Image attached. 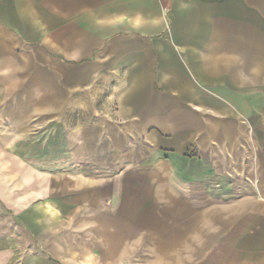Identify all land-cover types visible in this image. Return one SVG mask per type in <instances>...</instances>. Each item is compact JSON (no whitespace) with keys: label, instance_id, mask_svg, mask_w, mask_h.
<instances>
[{"label":"crops","instance_id":"obj_1","mask_svg":"<svg viewBox=\"0 0 264 264\" xmlns=\"http://www.w3.org/2000/svg\"><path fill=\"white\" fill-rule=\"evenodd\" d=\"M0 264H264V0H0Z\"/></svg>","mask_w":264,"mask_h":264}]
</instances>
